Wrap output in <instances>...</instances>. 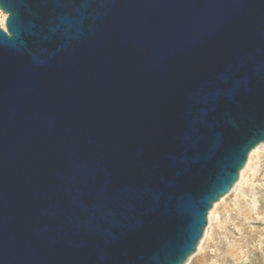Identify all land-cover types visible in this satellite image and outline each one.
<instances>
[{"label":"water","instance_id":"95a60500","mask_svg":"<svg viewBox=\"0 0 264 264\" xmlns=\"http://www.w3.org/2000/svg\"><path fill=\"white\" fill-rule=\"evenodd\" d=\"M0 10V264H187L264 144V0Z\"/></svg>","mask_w":264,"mask_h":264},{"label":"rangeland","instance_id":"374dc122","mask_svg":"<svg viewBox=\"0 0 264 264\" xmlns=\"http://www.w3.org/2000/svg\"><path fill=\"white\" fill-rule=\"evenodd\" d=\"M6 17L0 13V22ZM210 212L208 235L205 229L200 252L187 264H264V148L252 157L241 185L218 204L211 221Z\"/></svg>","mask_w":264,"mask_h":264},{"label":"bare ground","instance_id":"6f19581e","mask_svg":"<svg viewBox=\"0 0 264 264\" xmlns=\"http://www.w3.org/2000/svg\"><path fill=\"white\" fill-rule=\"evenodd\" d=\"M0 13H1L2 16L4 17L5 14H3L1 11H0ZM0 24L3 26V28H5V20H4V19L0 22ZM263 148H264V144H261V145H259L258 147H256L254 150H252V152H251L250 155H249V161H248V163H247V165H246V168L241 172L240 180H239L238 184L236 185V187L234 188L233 192L236 191L237 188L241 185V182H242V179H243V176H244V172H245V170L248 168V166H249V164H250V161H251L252 157H253L254 155L259 154V152H260ZM224 200H225V198H223L220 202H218L217 204H215V205L213 206V209H212V211H211L210 214H209V221L212 220V216L214 215V211H215L216 207L218 206V204H220V203L223 202ZM206 235H208V228L206 229V232H205V236H206ZM203 240H204V239H203ZM201 248H202V243H201V244L199 245V247H198V252H200Z\"/></svg>","mask_w":264,"mask_h":264},{"label":"built area","instance_id":"2783aa9c","mask_svg":"<svg viewBox=\"0 0 264 264\" xmlns=\"http://www.w3.org/2000/svg\"><path fill=\"white\" fill-rule=\"evenodd\" d=\"M3 27V26H2Z\"/></svg>","mask_w":264,"mask_h":264}]
</instances>
